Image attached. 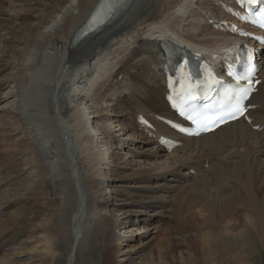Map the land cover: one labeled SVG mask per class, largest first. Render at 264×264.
Segmentation results:
<instances>
[{"label": "bare ground", "instance_id": "6f19581e", "mask_svg": "<svg viewBox=\"0 0 264 264\" xmlns=\"http://www.w3.org/2000/svg\"><path fill=\"white\" fill-rule=\"evenodd\" d=\"M98 1L22 0L27 10L42 8V13H22L21 25L33 21L27 33L24 27L18 33L3 9L12 0H0V32L9 30L7 39L17 41L18 68L9 82L13 103L8 109L27 136L16 146L22 162L3 177L10 199L0 203V264L10 263L12 246L17 256L40 255L37 264H60L63 250V264H89L100 247L102 264H115L112 254L118 255V247L134 238L128 232L118 237L117 228L132 231L140 214L157 221L176 214L178 225L173 227L180 229L187 246L173 244L172 229L159 226L165 238L154 245L152 254L144 253L146 244L116 264L264 260V55L251 97L254 108L247 114L250 123L242 119L198 138L178 137L154 121L158 113L168 114L159 39L162 35L190 45L212 56L215 66L232 58L225 50L236 46V39L210 25L212 20H230L221 8L228 0H129L97 33L75 40ZM108 90L114 91L116 101L110 115L103 98ZM125 108L136 115L133 126L143 132L147 130L137 123L139 115L154 124L155 131L147 137L153 150L139 153L156 159L152 167L129 164L122 151L136 148L117 136L118 160L110 156V117H118L116 109ZM133 126L119 127L132 139ZM171 136L181 146L164 157L166 150L157 141ZM9 156L7 150L0 153L4 162ZM23 167L30 170L32 181ZM14 174L19 181H12ZM187 213L195 216L194 236H187L190 228L180 225ZM30 243L32 249L22 254L21 245Z\"/></svg>", "mask_w": 264, "mask_h": 264}, {"label": "rangeland", "instance_id": "374dc122", "mask_svg": "<svg viewBox=\"0 0 264 264\" xmlns=\"http://www.w3.org/2000/svg\"><path fill=\"white\" fill-rule=\"evenodd\" d=\"M15 1L16 2H14V0H12L11 3H5L3 5V9L11 17L12 21H10V26H13L14 30L17 31L18 33H22L21 29L24 27V31H25V33H27L28 30L31 28V25H32L31 23L33 21V18L29 19L27 24L21 25V21H22L21 18L25 17V15H23L20 18V21L18 20V17L21 16L22 13L26 14L27 16L30 15V16L36 17L42 13L41 12L42 8H38L37 10L33 11L32 8H34V7H30L31 10H27L28 7L24 4H21L22 0H15ZM8 32H9V30H7V29H3L0 32V153L5 151V150H7L10 153V156H9L10 158L7 159V160H10L9 162L2 161V157H0V190H1L0 191V203H3V204L6 203V201H8L10 199L9 195L6 193V191H4L6 189V186L4 184L5 179H3V177L6 176V172L9 171V169L11 167L16 165L17 162H22L23 159L20 158L19 150L17 149L16 146H18V142L21 144L22 142H20V141L27 138L26 133L23 130H21V126H20L19 122L11 117L12 114L10 112V109H8L13 103L11 101L12 100V98H11L12 94L11 93L13 92V87H12L13 84H10L9 82L11 79H13L15 77V68L16 69L18 68V67H15V65H16L15 63H17V56H16L15 51L17 49H14V47L17 46V41L8 40L7 38L10 37ZM13 35L14 36H12V38L17 40L18 37H16L15 34H13ZM4 37H6V38H4ZM2 52H4L5 55H3ZM10 54H11V57L9 58ZM89 90H91V92H92L93 89L90 88ZM110 93H111V91L109 93L106 92L105 93L106 96L103 97L105 105L107 106L106 110L108 111V115L113 114L112 106H110V105L111 104L116 105V101L113 99L114 97ZM105 97H108V98L106 99ZM116 108H117V106H116ZM116 112L117 113L120 112L118 117H116V115H115V118H112V117H114V115H112V117H110V119H111L110 124H112L113 130L111 133L112 137L108 142V146L110 148V150H108V151L110 152V156L112 157V159L118 160V152H119L118 150L119 149L117 148V146L119 145V142H118V144L116 143V140H115L116 137L115 136H117L118 139L120 141L124 142L125 144H129L130 146L133 145L134 149L136 148L137 150H140V152H144V151L151 152L153 149L151 147H148L150 145L145 140L146 137L140 132V130L138 128L134 127L133 132L131 134L132 139H130L129 137L127 138L126 135H124V134H128L127 136H129L130 132L123 134V132H126L128 130L123 131V132L120 130V127H119L120 125H122V124L131 125L130 119L135 120V115H132L130 108H125L122 112H121V110L116 109ZM18 128H19V130H18ZM122 128H124V127H122ZM139 135H140V137H139ZM139 138L141 139V141H138ZM133 141H135V145L132 144ZM127 147H128L129 151L124 150L122 152H124L126 154L124 159H126V161L129 164L134 165L135 162H137L139 166H145L146 164H150V166L152 167V165H151L152 161L155 162L156 159L152 160L153 158L150 159V157H149V160H148L147 158H145L141 155H138L139 153H137V151L132 153L131 152L132 147L130 149H129V146H127ZM163 155H164V153H162V156ZM158 159H160V158H158ZM158 161H157V163H158ZM161 163L165 164V166L168 165L166 162H164L162 160H161ZM2 167L4 168V170L1 172ZM154 168H156V166H153V169ZM23 174L28 176V180H29L28 182L33 180L29 169L23 167ZM16 176H17L16 174H14L12 176L13 177V178H11L12 181L13 180H16V181L20 180L21 177H19V176L16 177ZM6 180H8V179H6ZM11 184H12V182H10V185ZM112 190H114V193L116 192V189H112ZM42 209L43 208H41V210ZM146 215L147 214H140L138 216L136 226L134 228L130 229L132 231H129L128 229H121V227L117 228L116 233H117L118 237H123V233L128 232L127 236H130V237L134 236V238H132L128 242H126V241L123 242L121 244V246L118 247L119 254L118 255L112 254V259H111L112 263H115V264H116V262L122 263L125 260H129L130 258L133 257V254L135 252H138L139 250H141V248L146 247V244H147V248H144V249H146V251L144 253L150 252L152 254V252L154 251V249H153L154 245L157 242H159L161 240V238H165L158 233L159 226L161 228L163 227L162 229H165V230H167L169 228L172 229L171 239L173 240L172 241L173 244L182 243L183 244V245L181 244L182 246L185 245L184 248L187 246V242H182L181 236L183 234L180 231V229L179 228L174 229L178 225L176 214L170 215V218H169V215L165 216L160 221H157L156 219L151 220V216H148V215L146 216ZM139 220H142L143 223H140L141 221H139ZM184 220L180 222V225L183 227H186V228H190V231L188 232L187 236L188 235L194 236L195 229H193V227H195L194 226L195 221H196L195 216L194 215L190 216V214L187 213ZM133 222H134V220L130 224L124 225L123 228L129 227V225L133 224ZM173 226H175V227H173ZM139 232H140V234H138ZM175 232H176V234H175ZM187 236H185L184 241L187 239L186 238ZM66 244L68 245L69 243L66 242ZM176 245H178V244H176ZM32 246H33L32 243L26 244V245L23 244V246L21 245L22 254H25L27 251L31 250ZM115 248H117V246H115L114 249ZM17 251L15 252V247H13V246L8 250V254H9L8 259H10L9 262L11 264H37V262L35 263V260L41 258L40 255L35 257V256H33L32 253H29L27 255L17 256ZM61 253L62 254H61V258H60L61 259L60 264H63L64 256H66L65 255L66 253L64 250L61 251ZM102 254H103V249L98 247L95 250L94 254L91 255V262L89 264H102ZM59 255H60V253H59ZM258 259L254 260V262H256L254 264H264V262H263L264 260L262 257H260ZM10 263H8V264H10Z\"/></svg>", "mask_w": 264, "mask_h": 264}, {"label": "snow or ice", "instance_id": "6c2138e0", "mask_svg": "<svg viewBox=\"0 0 264 264\" xmlns=\"http://www.w3.org/2000/svg\"><path fill=\"white\" fill-rule=\"evenodd\" d=\"M247 92L248 90H242L240 96L236 98L235 103L230 101L229 103L223 105L219 110V113H225V110H227L225 114L234 118L236 113L241 111V100L246 97ZM219 113L214 112L211 115H217L218 118L222 120L224 116Z\"/></svg>", "mask_w": 264, "mask_h": 264}]
</instances>
